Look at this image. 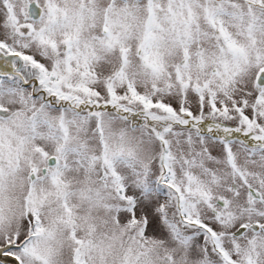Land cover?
<instances>
[{
  "label": "snow or ice",
  "instance_id": "obj_1",
  "mask_svg": "<svg viewBox=\"0 0 264 264\" xmlns=\"http://www.w3.org/2000/svg\"><path fill=\"white\" fill-rule=\"evenodd\" d=\"M0 264H264V0H0Z\"/></svg>",
  "mask_w": 264,
  "mask_h": 264
}]
</instances>
